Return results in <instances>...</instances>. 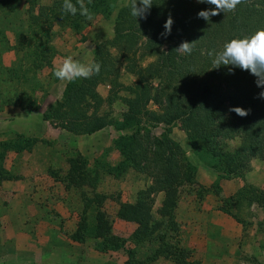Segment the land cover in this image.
Wrapping results in <instances>:
<instances>
[{
    "label": "trees",
    "instance_id": "obj_1",
    "mask_svg": "<svg viewBox=\"0 0 264 264\" xmlns=\"http://www.w3.org/2000/svg\"><path fill=\"white\" fill-rule=\"evenodd\" d=\"M20 1H24L27 10L19 16L20 22L10 29L15 34L13 46H9L8 31L0 26L4 44L19 54V66L24 63L20 51L27 58H34L36 67L51 64L53 47L49 34L56 25L79 30L93 24L99 15L109 20L113 18L114 37L97 43L93 51L92 62L101 64L100 73L90 79L67 82L61 98L49 105L43 118L55 128L76 134H92L109 125L115 126L120 132L115 145L122 159L104 172L119 179L135 172L150 181L139 191L136 201L116 200L120 205L118 217L137 225L129 237L114 232L107 212L98 210L90 216L91 212L100 209V205L93 207L94 200L88 199L85 191L80 197L85 204L78 213V228L71 237L80 243L95 240V248L103 253L125 251L126 259L118 264H154L162 257L176 264H193L190 261L192 250L182 244L181 225L177 219L183 194L196 192L205 197L213 192L218 195L222 180L243 178L252 170L254 160L264 161V99L258 98L264 88L257 87V77L249 71L223 65L214 68V56L209 55L221 51L232 39L251 37L264 29V0H247L237 6L234 13L221 12L209 21L198 18L197 14L210 6L197 0H153L147 19L131 15L130 0H85L94 16L91 21L79 12L75 16L65 14L63 0L50 3L0 0V13L8 16L6 20H10L9 15L16 4L20 6ZM170 15L174 20L171 35L162 38L163 25ZM44 32H47V41H42ZM183 41L193 42L190 55L175 50ZM165 45L167 49L163 48ZM137 46L148 55L156 56V60L141 70L129 69L137 77L136 82L118 89V85L123 84L118 81L122 67L126 62L129 68L136 51L130 53L135 47L137 50ZM147 72L150 78L160 80L157 92L145 77ZM25 76V70L20 68L17 77L28 81ZM182 81L185 88L180 86ZM103 82L112 84L107 99L96 91ZM21 91L23 94L18 97H22L17 100L32 108L28 91ZM121 92L125 110L117 115L100 110L106 101L112 103L113 96H120ZM152 99L158 109L148 107ZM231 107H243L248 115L242 118L230 111ZM176 121L181 122L191 137L192 150L212 159L211 166L218 172V181L211 188L198 181V169L179 143L154 133L157 125L164 124L169 126L167 133L170 134ZM15 139L0 142V185L11 178L4 165L8 152L30 150L38 142L37 137L29 138L24 134H18ZM235 139L239 140V145L229 148L226 143ZM67 155L69 166L63 170L65 172L53 171L57 181L69 190L73 183H77L81 191L88 186L100 185V167L91 165L89 158L79 150L67 152ZM158 193H164V198L161 206L156 208ZM219 201L221 211L243 222L244 218L238 212L244 204L247 207L257 205L264 211V190L246 184L231 197ZM234 201L236 205H233ZM234 206L238 208L237 213L233 212ZM258 224H264V220L259 219Z\"/></svg>",
    "mask_w": 264,
    "mask_h": 264
},
{
    "label": "rangeland",
    "instance_id": "obj_2",
    "mask_svg": "<svg viewBox=\"0 0 264 264\" xmlns=\"http://www.w3.org/2000/svg\"><path fill=\"white\" fill-rule=\"evenodd\" d=\"M42 1L50 3L52 0ZM19 3L20 6L16 4L15 10L9 15L10 20H6L8 16L0 15V26L8 31L9 46H13L15 42V34L10 29L20 22L19 16L27 10L24 1ZM27 25L24 27L27 28ZM46 37L47 32H44L42 41H47ZM113 37V18L109 20L101 15L84 29H62L56 25L49 34L50 45L53 47L51 64L36 67L34 58H27L23 51H20V57L23 56L24 63L19 66L18 52L4 44V37L0 35V142L15 141L18 134L38 138V142L30 150L8 152L4 162L11 178L3 180L0 185V264H118L126 259L127 254L123 250L103 253L95 248V240L80 243L71 237L78 228V213L82 211L85 204L80 197L85 191L87 198L94 200L93 207L97 208L100 205V209L91 212V217L98 210L107 212L113 222L114 232L120 236L129 237L137 225L118 217L120 205L116 200L120 198L121 201H136L139 191L150 181L141 175H136L135 172L129 173L125 179H119L114 174L104 172L118 165L122 159L115 145V140L120 135L115 126L109 125L92 134H76L66 129L55 128L48 123L44 125L42 121L43 113L51 103L61 98L67 85V81L57 80L54 76L55 68L61 66L63 60L69 56L84 64L91 63L95 45ZM137 47V50L135 47L130 53L136 51L132 54L129 68L126 67V62L122 67L118 81H122L120 83L123 84L118 85V89L136 82L137 77L129 69L134 67L135 70H141L156 60V56L148 55L147 51ZM163 48L167 49V45ZM113 51L116 52L115 49ZM20 68L25 70L28 81L17 77ZM145 77L149 82L151 81L154 92H157L160 89V80L150 78L148 72ZM180 86L185 88L183 81L180 82ZM24 89L28 91L33 104L32 108L20 104V100H17L22 97H18V94L22 95L21 90ZM111 89L112 84L108 82H103L96 87V91L105 99L110 95ZM119 95L113 96L112 103L106 101L100 110L110 111L116 115L117 112L125 110V100L121 97L123 92ZM12 101L16 104H12ZM148 107L158 109L153 99ZM168 127L164 124L157 125L154 133L160 137H170L179 143L197 167L198 181L210 188L213 184L215 185L218 181V172L211 166L212 159L203 154H196L192 150L191 137L182 128L180 121L173 124L170 134L167 133ZM226 145L234 149L239 145V140L228 141ZM78 150L89 158L91 165L100 167L102 179L98 187L88 186L86 190L81 191L75 182L76 184L73 183L72 189L69 190L65 184L55 179L53 171L65 172L63 170L69 166L67 152ZM235 180L240 181L242 186L253 184L264 190V161L254 160L252 170L243 178L222 180L218 195L212 192L202 197L196 192H191L183 194L181 201L188 200L190 203L191 200L193 207L197 204V208L205 202L209 203L210 200L207 197L210 196L211 202L219 203V199L235 194L238 189ZM74 186L77 187L74 188ZM163 198L164 193L156 195V208L161 206ZM184 209L182 215L185 222L189 214ZM233 212L237 213L238 208L234 206ZM238 215L247 221L243 219V222H238L233 217L239 230L235 229L237 237L236 240L233 239L232 247L236 249L241 245L237 253L238 262L264 264V224H258L259 219L264 220V211L257 205L247 207L244 204ZM195 217L201 220L203 215L197 213ZM141 256H144V253ZM204 257L203 254H198L194 264H204L206 261ZM201 259L204 260L203 263ZM167 260L162 257L154 264H164Z\"/></svg>",
    "mask_w": 264,
    "mask_h": 264
},
{
    "label": "clouds",
    "instance_id": "obj_3",
    "mask_svg": "<svg viewBox=\"0 0 264 264\" xmlns=\"http://www.w3.org/2000/svg\"><path fill=\"white\" fill-rule=\"evenodd\" d=\"M197 2L206 3L210 6L207 10H201L197 14L198 18L209 21L221 12L226 14L229 12L234 13L237 6L246 3L247 0H197ZM152 4L153 0H130L131 15L135 18L147 19V14ZM62 8L65 14L75 16L79 12L81 16L89 21L94 18L85 0H76V3H73V0H63ZM173 24L174 20L170 15L163 25L162 38H167L171 35ZM175 50L181 54L190 55L193 51V42L183 41ZM209 55L214 56L212 61L214 68H219L223 65L249 71L257 77V87L264 88V29L258 30L251 37L232 39L224 44L221 51H213ZM100 71V63L91 62L84 64L69 56L63 60L61 66L55 68L54 76L60 81L72 82L77 79H90L93 75H98ZM258 98L264 99V91L259 93ZM229 110L242 118L248 115V111L243 107H231Z\"/></svg>",
    "mask_w": 264,
    "mask_h": 264
},
{
    "label": "crops",
    "instance_id": "obj_4",
    "mask_svg": "<svg viewBox=\"0 0 264 264\" xmlns=\"http://www.w3.org/2000/svg\"><path fill=\"white\" fill-rule=\"evenodd\" d=\"M1 13L0 15H2ZM42 121L44 125L47 123L51 124L49 121L44 120L43 116ZM59 142H61V140H59ZM212 181H214V179ZM235 182L238 185V191L243 184L237 180H235ZM222 186H224V183H222ZM207 198L210 200L209 203L205 202L197 208V204H195V209L191 200L190 203L188 200H184L179 203L177 219L181 225L180 233L182 244L192 250V257L190 261L194 264L196 256H198V254H203L206 261L204 262L202 259L200 261L202 263L204 262V264L207 262V264H240L238 262L239 259L237 258V253H239L241 245L239 244L240 246H237L236 249H233L232 247V243L234 242L233 239L236 240L237 237L235 229L237 231L239 230L238 224L235 223V220H233L231 215L218 208L217 201L211 202L210 196ZM183 208H185L184 210H186L187 214H189L186 217L185 222L182 215ZM197 213H201L203 215L201 220H198L195 217ZM231 226H233V228ZM229 243L231 246H228ZM164 264L176 263L171 260H167Z\"/></svg>",
    "mask_w": 264,
    "mask_h": 264
}]
</instances>
